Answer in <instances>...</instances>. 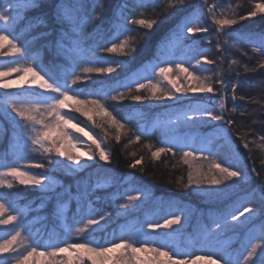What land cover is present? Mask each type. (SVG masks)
Returning <instances> with one entry per match:
<instances>
[{
	"label": "snow or ice",
	"instance_id": "obj_1",
	"mask_svg": "<svg viewBox=\"0 0 264 264\" xmlns=\"http://www.w3.org/2000/svg\"><path fill=\"white\" fill-rule=\"evenodd\" d=\"M106 3L107 0H59L54 13V23L59 25L56 39L48 40L42 45L53 56V60L47 63L44 62L42 53L30 52L29 45L37 39L51 36L52 31L37 33L30 41H21V36L15 31L16 25L22 19L21 6L11 0H8L6 8L0 3V69H4L0 70V89L5 90L0 92V119L6 120L12 129L7 148L0 150V264H41L38 257L44 258L43 264H190V261L191 264H196L201 260L206 261V264H264V189H252L243 199L232 200L229 195L230 192L235 194V190L241 185H248L251 178L247 169L241 167L242 158L228 131L236 121L224 115L229 82L220 76L223 60L230 54L228 42L231 40H243L255 45L252 56L260 59L253 68L244 65L245 73L264 70V30L258 34L240 33L231 28L239 21L264 14V0H248L247 12L238 15L234 10V18H228L223 13L217 18L216 6L204 0L203 5L197 4L191 12L186 13L174 30H169L168 38L163 42V47L171 49L184 40H191L187 50L193 56H199L195 65L190 64L192 57L174 63L171 60H161L154 54L153 59L148 61L145 72L150 71L161 80L153 83V79L147 75L132 73L135 79L128 78L117 81L106 89H97L93 73L113 79L118 75V69L123 70L125 66V62L102 54L134 58L136 42L128 37L120 39L126 32L139 31L128 25H139L151 30L163 19L135 16L128 19L119 3L112 8L111 15L106 17ZM151 3L153 11L160 6L158 0H151ZM178 5L187 7V0H167L163 10L171 17L175 12L183 11L177 8ZM39 6L40 0H25L23 9L35 10ZM147 7L145 0H140L133 6L134 9H140L139 16H145L144 10ZM205 8L207 12L204 11ZM207 17H211L212 24L215 25L216 59H209L208 56L211 39L206 44L203 41L198 42L190 35L207 34L210 31L209 27L203 26V20ZM105 22L108 24L107 29L103 27ZM40 25L47 27L44 19L36 16L29 19L26 26L31 31ZM116 40L119 42H113ZM96 49H99L101 55H97ZM243 55L248 56V53L244 52ZM201 62L215 66L214 81L212 76L197 75L202 70ZM173 63L178 72L170 77ZM237 63L233 61L229 68ZM185 64H189L192 70L185 67ZM12 74L16 75V79H8ZM181 74L186 81L184 84L178 79ZM140 80H145L146 83H140ZM162 81H166L170 87L161 86ZM245 83L247 81L237 72L236 82L231 83L233 108L230 115H234L238 109H242L241 115L248 112L247 106L237 103L238 100L246 98L236 96V91ZM133 84L136 93L147 88L150 89V95L133 94ZM117 88L126 89V92H117ZM109 92L115 94L109 96ZM203 93L213 94V100L216 96L219 97L220 114L210 104L189 102L174 119L169 118L162 124L154 122L151 127L143 123L129 127L130 121L127 117L117 118L110 110L115 106L109 100L121 102L128 98L143 103L150 100L180 101L181 96H184L195 101L201 99L196 94ZM189 94L192 95L189 97ZM69 101L73 103L70 105ZM260 103L264 105V97ZM74 113H79L96 127L103 128L106 135L109 129L114 128L117 142L123 135L130 133L133 139L129 143H139L143 138L152 135L157 128H163L162 135L165 139L160 142L167 146L158 147L151 152L154 160H159L161 154L167 153L175 158L181 149L191 148V151H183L182 159L190 168L187 183L183 187L210 203L222 205L208 214L201 236L193 241L191 250H182L171 239L174 233L180 231L173 226L182 227L183 224V217L175 213H170L169 218L164 219L162 224L148 221L149 232H145L143 227L134 230L125 227L121 229L119 236L113 233L112 240L100 243L92 238L98 232H106L112 224L126 218L139 207V202L145 196L144 191L139 188L132 189L135 194H126L127 189L124 193L114 194L115 199L110 197L113 205L116 204V199H124V203L101 213L93 206L91 197L103 185L96 183L81 190L80 182L76 181L74 195L71 193V186L65 189L69 199L76 201V210L64 225L62 238L55 235L45 237L40 232H33L30 225L24 222L25 208L8 191L15 185L34 186L40 191H50L57 183L52 174L58 169L66 174H78L81 170L93 167L90 162L96 161L97 156L104 165L112 163V156L104 146L105 141L98 139L92 131L86 130L87 125L82 127L84 121ZM121 120L125 122L122 123ZM211 121L218 123L212 125L213 134L204 135L199 147H192L187 142L188 138L180 132L183 127H204ZM260 123L264 124V121ZM81 136L87 137L91 143L82 140ZM237 136L243 148L250 152L249 145L255 141L248 140L239 133ZM260 140V147L264 148V136ZM218 141L222 143H217ZM78 145L85 148L83 157ZM225 146L229 148L230 154L222 152ZM148 147L151 148V145ZM72 149H76L75 153ZM35 153H40L46 162L33 163ZM57 156L65 158L69 163L57 160ZM189 157L200 159L207 167L201 164L192 170ZM128 167H139L143 172V157L134 159ZM32 169L41 171L34 173ZM255 171L253 168V172ZM106 183L115 186L117 179L109 175ZM245 203L249 206L243 207ZM256 220H260L258 233L248 235L238 248L234 247L232 236L237 234L236 230ZM72 224L77 227L73 228ZM158 229L171 231L164 233L166 239H148ZM73 237L82 242H71ZM117 240L118 242H114ZM196 244L201 247L196 248ZM196 251L206 254L193 257L192 253Z\"/></svg>",
	"mask_w": 264,
	"mask_h": 264
},
{
	"label": "trees",
	"instance_id": "obj_2",
	"mask_svg": "<svg viewBox=\"0 0 264 264\" xmlns=\"http://www.w3.org/2000/svg\"><path fill=\"white\" fill-rule=\"evenodd\" d=\"M11 2L20 5L21 22L16 25V34L21 36V41H30L37 33L44 31H52V35L45 39H37L29 45V51L32 53H42V57L45 63L53 60L52 54L47 48H42L48 40L56 39V32L59 29V25L54 23L55 6L59 0H40V6L35 10L24 11L23 5L25 0H11ZM140 0H107V11L105 16L111 15L112 8L119 3L123 8L128 19L135 18H157L163 17L160 23L155 25L151 30L145 29L139 25H128L132 29H139V31L126 32L120 39L125 37L134 40L137 44V50L133 56H118L115 54L104 53L102 55L110 57L113 60H120L125 62L123 70L118 69V75H115L113 79H107L103 74L93 73L92 76L96 79L95 87L97 89H106L113 86L117 81H123L125 79L136 77L132 73H138L140 76H149L153 79V83H156L161 78L155 77L152 72H145L148 61L153 59L154 54L159 56L161 60H171L174 63L180 62V59H188L192 57L190 64L195 65L199 56H193V54L187 50V45L191 44V40H184L182 43H178L174 48L163 47V42L166 41L169 35V30H174L175 26L181 20V18L188 12H191L197 4H204V0H187V7L178 5L177 8L183 9V11H177L173 16L169 17L164 12V7L167 5V0H158L160 6L153 11L151 0H145L148 7L144 10L145 16H139L140 9H134L133 6L139 3ZM3 6L6 8L8 0H0ZM208 4L216 6L217 18H220L223 13L228 18H234L233 11L235 10L238 15H244L248 10V0H207ZM90 7V4H89ZM207 12V8L204 9ZM40 16L47 24L45 28L43 25L33 28L31 31L26 26L28 20ZM2 23V22H0ZM203 26L209 27L210 31L207 34L195 33L192 35L193 39L207 42L211 39L210 50L208 53L209 59H216V40H215V25L212 24L211 17H207L203 20ZM103 27L108 28V24L105 22ZM240 33L255 32L260 33L264 30V14H259L256 17L239 21L237 25L231 26ZM185 34H187L185 29ZM223 45V37L220 38ZM18 41V42H21ZM118 43L119 41H113ZM110 46V44L108 45ZM255 45L246 43L243 40H231L228 42L227 55L222 64V71L220 76L228 81V93L224 101L225 109L224 115L228 118H232L236 123L228 128L231 139L238 147L239 155L241 156V167L247 169L248 175L251 178L248 185H241L240 188L235 190V194L231 192L229 195L232 200L243 199L247 192L252 189L261 190L264 189V148L260 147L262 141L261 136H264V105L260 103L261 98L264 97V70L257 69L255 72L245 73L244 65L248 68H253L259 57L252 56V48ZM97 55H101L99 49H96ZM247 52L248 56H244L243 53ZM233 61H237L236 65H232ZM59 62V61H54ZM172 65L173 72L169 73L171 77L174 73L178 72ZM107 66V65H96ZM115 66V65H112ZM165 66V65H160ZM189 70H192L189 64H185ZM201 71L197 73L200 76H212L213 81L216 79V68L214 65H207L201 62ZM207 69H212L208 71ZM4 70V69H0ZM79 71V69H77ZM240 73L241 77L247 81L241 88L236 91V96H244L246 100H238L237 103L241 106H247L248 112L245 115H241V110L238 109L234 115H230V110L233 108L231 100L232 89L231 83L236 82V74ZM227 74V75H225ZM16 79V75L12 74L8 79ZM181 84L186 83L184 75L178 76ZM140 83H146L145 80H140ZM161 86L170 87L166 81H162ZM219 87L218 85H214ZM133 94L150 95V89H143L140 93L135 92V84L132 85ZM5 91L0 89V92ZM15 92L16 89H11ZM117 92H126V89L117 88ZM115 93L109 92V96ZM181 95V94H177ZM192 94H189V97ZM201 97L199 100L190 101L188 97L181 96L180 101L176 100H150L143 103L134 102L128 98L121 102L110 101L109 103L114 105L113 111L117 118L127 117L129 127H135L137 123H143L148 126H152L154 122L162 124L169 118H175V115L183 110V108L189 103H201L210 104L216 109L217 114H220L219 110V97L216 96L213 100V94L203 93L196 94ZM73 102L69 101L71 105ZM80 120L84 121L81 126L87 125L86 130L92 131L98 139L105 141V147L112 156V163L110 165H104L103 161L99 160L97 156L96 161L90 162L93 167L86 170H81L78 174H66L59 169L52 175L56 180V185L53 190L40 191L34 186L15 185L12 190H8L11 197L18 202L19 205L25 208L24 222L29 224L33 232H40L47 237L48 235H55L61 237L63 233L64 225L68 222L69 217L76 210V201L70 200L68 193L65 189L71 186V193L74 195L76 192V181L80 182L81 190L85 186L89 188L91 185L100 183L103 186L98 188L94 195L91 197L93 206L103 211H110L114 207H118L119 204L124 203V199H116V204L113 205L110 202V197L115 199L116 193L135 194L132 189L139 188L144 191L145 196L142 201L139 202V207L135 208L130 215L126 218L119 219L116 223L112 224L106 232H98L94 235L97 242L103 243L107 240H112L113 233L116 236L120 235L122 228H139L143 227L145 232L150 230L147 228V222H159L163 223L164 219L169 218L170 213L181 215L183 217L182 227L180 225L173 226L179 228L180 231L174 233L171 237L173 242L180 246L182 250H191L193 247V241L197 240L201 236L203 225L205 224L208 214L215 210L217 207H221L220 204L210 203L204 200L202 197L195 195L191 190L185 189L184 184L187 183V175L190 170L189 164L184 163L182 159L183 151H191V148L181 149L177 152L175 158L171 153L161 154L159 160H154L151 156V152L155 151L158 147H166L167 145L160 141L165 139L162 135L163 128H157L154 133L146 138H143L141 142L129 143L133 137L129 133L123 135L121 140L117 142L115 140V129H109L107 135L105 130L100 127H96L91 121H88L85 117L80 116L79 113H74ZM121 122H125L121 120ZM255 122V123H254ZM98 123H100L98 121ZM218 122L211 121L210 124L204 127H183L180 132L183 136L187 137V142L192 144V147H199L200 142L205 134H213L212 125H216ZM227 127V126H225ZM12 132L8 122L0 119V150H4L8 146V137ZM245 136L248 140H254L255 143H250L249 148L251 151L243 148L241 141L237 136ZM246 134V135H245ZM84 136H81L83 138ZM217 143H222L218 141ZM151 145V148L148 147ZM78 147V146H77ZM94 147V145H93ZM75 153L76 149H72ZM174 151H176L174 149ZM224 154H230V150L227 146L222 149ZM136 155L133 156L132 154ZM199 157V154H196ZM143 157L144 171H140V168L132 169L128 165L133 162L134 159H140ZM57 160H64L65 163H69L65 158L55 157ZM188 160L192 164V170L197 166L203 164L206 168L207 164L200 159H193L189 157ZM46 162L40 153L34 154L33 163ZM255 168V172H253ZM32 171L39 172L40 169H32ZM258 173V175H257ZM114 176L117 179L115 186L106 183L108 176ZM195 187V186H192ZM206 187V186H205ZM99 198V199H97ZM231 202V201H228ZM245 203L243 207H248ZM63 209V210H62ZM183 210V211H181ZM241 211L243 208L240 209ZM247 216V214H245ZM260 220L254 222H248L246 227L242 226L236 230L237 234L232 236L234 247H239L240 243L244 242L248 235L257 234ZM72 227H77L76 224H72ZM169 229H158L156 234L148 237V239H166L164 233H168ZM231 235V234H229ZM62 238V237H61ZM71 242H82L78 238L73 237ZM114 242H118L114 241ZM104 246H107L105 244ZM139 246V245H137ZM196 248H200V244L195 245ZM206 253L203 251L193 252V257L196 255L203 256ZM43 264V259L38 257ZM242 259V257H241ZM191 264V261H190ZM196 264H206V261H198Z\"/></svg>",
	"mask_w": 264,
	"mask_h": 264
},
{
	"label": "rangeland",
	"instance_id": "obj_3",
	"mask_svg": "<svg viewBox=\"0 0 264 264\" xmlns=\"http://www.w3.org/2000/svg\"><path fill=\"white\" fill-rule=\"evenodd\" d=\"M13 79V78H12ZM82 140H85V141H87V143H91V141L90 140H88V138L87 137H83V138H81ZM78 148H79V151H80V155L83 157L84 156V151H85V148H81L79 145H78ZM86 158V157H85Z\"/></svg>",
	"mask_w": 264,
	"mask_h": 264
}]
</instances>
